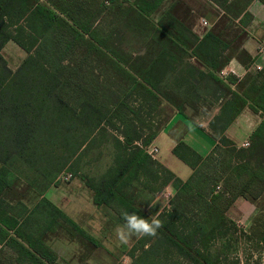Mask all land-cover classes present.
Wrapping results in <instances>:
<instances>
[{"label":"trees","instance_id":"trees-1","mask_svg":"<svg viewBox=\"0 0 264 264\" xmlns=\"http://www.w3.org/2000/svg\"><path fill=\"white\" fill-rule=\"evenodd\" d=\"M164 1L0 0V50L12 41L27 53L14 71L0 54V264H58L50 242L61 238L82 247L85 242L98 247L91 235L43 194L50 185H58L66 168L71 176L78 174L79 160L99 149L106 127L113 128L114 122L120 124L123 138L111 137L114 146L106 171L96 178L76 177L94 192V205L106 206L121 225L124 212L161 221L155 236L136 238L127 252L131 264H145L147 257L151 264H172L168 260L172 253L192 264H216L201 242L225 223L224 215L234 199H255L264 191V166H252L249 149L231 148L233 155L228 154L226 163L222 156L216 163L220 166H207L206 157V166L195 168L186 181L147 152L162 125L154 121V129H149L146 119L160 104L183 115V104L193 107L194 98L223 93L225 85L217 73L227 61L222 59L229 46L224 37L230 28L244 27L252 20L246 11L251 0H211L224 14L216 25L219 30H208L199 39L175 16L181 3L163 8ZM106 13L118 20L121 31L133 35L139 50L125 53V34L114 29L104 34L99 29V17ZM234 32L233 38L243 39L242 31ZM192 57L205 66L206 73L188 62ZM97 70L115 89L98 83L93 74ZM118 91L122 94L117 95ZM127 97L139 101L140 116L126 112ZM231 97L226 112L210 124L218 134L246 100L264 113V83L259 90L248 89L242 96L232 92ZM140 129L147 131L144 137ZM263 135L264 123L252 138L262 140ZM219 142L232 145L223 136ZM173 151L190 166L201 161L184 142ZM16 166H25V173L35 175L32 180L22 176L28 186L20 193L31 191L35 196L28 204L20 197H7L18 193ZM37 175L45 179L41 187L35 181ZM220 181L229 199L223 192L215 194ZM148 183L170 184L175 189L169 208L145 213L136 206L140 189L157 191ZM249 232L258 233L264 244V208L252 219Z\"/></svg>","mask_w":264,"mask_h":264},{"label":"crops","instance_id":"crops-1","mask_svg":"<svg viewBox=\"0 0 264 264\" xmlns=\"http://www.w3.org/2000/svg\"><path fill=\"white\" fill-rule=\"evenodd\" d=\"M176 1L181 3L180 7L185 10L186 15L183 20L176 16L177 12L175 16L199 39L208 30H219L218 27L216 28V25L223 16L224 11L214 2L211 0H166L164 1L163 8H167ZM246 11L251 15L252 20L244 27L237 25L228 30L229 33L242 31L243 39L224 37L229 46L224 50L222 59H227V61L217 73V76L222 79L225 85L223 93L211 92L209 95L201 96L198 99L194 98L193 107H190L189 104H183V115H180L175 110H171V108L172 114L150 142L149 146H153L158 150L154 159L182 181H186L192 175L195 168L204 166L206 163L204 162L203 164V161L206 157H209L207 166H220L216 163H219L217 161L221 160L222 156H224L222 160L226 163L228 162V154L232 156L235 150L241 148L249 149L248 156L250 157L252 166H264V135L261 136L263 141L261 139L256 140L258 136L255 139L252 138L257 129H260V126L264 123V113L253 108L250 99L249 101L246 100L244 107H242L220 134L217 133L218 130L212 129L210 126L212 123H217L216 118L222 116V112H226L228 109V101H232V92L242 96L243 91H248V89L251 91L259 90L264 83V0H251L246 7ZM238 19L234 21L235 24H238ZM200 20H205L207 26H201ZM7 47L15 50L18 58L16 63L12 61L13 66L10 65L9 59L3 53V50ZM0 54L6 63L8 62V68L13 71L19 67L27 56V53L12 41L4 44L0 50ZM188 62L195 69L204 73L207 72L205 66H202L196 58H188ZM256 66H260V69H256ZM230 80H233V82ZM214 120L215 122H213ZM220 136L229 140L232 145H221L219 142ZM179 142H184L194 153L200 156L201 161L195 164L188 158V161L194 164V166H190L176 156L173 150ZM231 148L235 150H231ZM178 152L182 154L181 150H178ZM0 166H2L1 163ZM65 186L66 188L62 189L58 185H50L44 191L43 197L63 211L86 233L96 239L93 236V232L87 229L89 228L87 225H90V218L92 216L85 214L87 212H82V210L76 212L73 209H75L76 204H80L78 202L79 199H84L87 205L93 208V210L88 211L89 214L99 212L105 209V206L97 207L94 205V192L80 179L74 177ZM217 186L220 189L221 181ZM263 193L264 191L258 194L255 199L238 196L229 206L228 212L232 211L230 213L237 217L240 223H250L256 215V212L253 210V204L256 203L255 201ZM7 197L14 199L20 197L26 204L33 202L35 199L34 195L32 199H29L27 193H14V195H7ZM78 219L82 221L81 223L84 224V227L86 226L85 228L80 225ZM100 221L101 223H105V217L101 216ZM99 244L98 242V247L92 249L89 256L87 255L85 259H82L77 258V254L82 251V246L78 242L68 241L65 238L50 242L52 250L57 255L58 264H74L73 262L76 260L83 261L86 264H95V253H102L101 251L105 247L104 242H101L102 247ZM61 247L66 250H61Z\"/></svg>","mask_w":264,"mask_h":264},{"label":"rangeland","instance_id":"rangeland-1","mask_svg":"<svg viewBox=\"0 0 264 264\" xmlns=\"http://www.w3.org/2000/svg\"><path fill=\"white\" fill-rule=\"evenodd\" d=\"M82 1V0H80ZM186 12L183 8H179L177 10L176 16L183 20L185 18ZM99 29L106 34L107 32H118L120 30L121 35H124V52L127 51H137L140 49V44L136 41V39L133 37V35L126 34V32L121 31V27L118 25V20L114 18L110 13H106L104 15H101L99 17ZM109 34V33H108ZM228 38L234 39L233 35L234 33L228 32ZM4 56H6L9 61L10 65L13 66V62H17L18 58L16 55L15 50H12L10 48H5L3 50ZM8 63V62H7ZM94 77L98 79V83L102 85L103 87L105 84H109L108 86L112 89H115L116 85L114 86L111 81L107 80V76L104 75V73H100L98 70L95 71ZM125 86L122 85V88ZM122 92L118 91L117 95H121ZM139 101H134L133 98L127 97V105L129 106V110L126 111L128 114L131 113H138L140 116V113L137 112V107L140 106ZM166 104H160L158 106L157 110L152 111L149 116V119L147 117L146 121H148L147 126L149 129H154V126L157 121V125H164L167 119L172 114V109ZM140 110V109H139ZM125 112V113H126ZM141 112V110H140ZM115 126L112 128V126L106 127V133L103 135L102 143L99 145V149L94 151L91 155L83 156L79 162L77 163L78 168V174L71 176L68 172L70 168H66L64 173H62L58 179V186L62 187V189L66 188V183H69L74 177L82 175L87 176L90 178H96L97 176H101L103 172L106 171L108 163H109V157L113 152V140L111 137L118 138L119 140H122L123 136L120 131V124L118 125L117 122H114ZM136 126H140L138 123H134ZM116 128V129H114ZM139 128H142L139 127ZM145 128V127H144ZM141 136L144 137L147 134V131L145 129H140ZM139 130V131H140ZM100 152V154L98 153ZM40 165V164H38ZM45 166H36V168L40 169ZM76 167V166H75ZM16 169H19V172L15 175V190H17L18 193L22 192L26 187L28 186L24 179H22V176H27L28 179L32 180L35 175L31 172L25 173V166H16ZM78 178V177H76ZM205 178V176L203 177ZM79 179V178H78ZM36 183L38 186H42L45 183V179L42 175H37ZM145 182V179L144 181ZM210 183L213 185L215 182L212 180ZM148 185L152 188H156L157 191L153 193L141 191L139 197L136 199L135 203L136 206L145 213H151L153 211H161L162 209L169 208L170 199L174 195L175 189L169 184L165 187H159L158 184H151L148 183ZM30 191V190H29ZM27 192V191H26ZM25 192V193H26ZM215 194L217 193H224V186L221 182L220 189L215 190ZM14 195V194H12ZM27 197L29 199L33 198V194L30 191L27 192ZM224 197L226 199H229V194L224 193ZM80 204H76L75 209L76 212L79 210H82V212H87L85 214H88L89 216H92L90 225H87L89 230L93 232V236L96 237V242H99V246H103L101 242H104V250H102L100 254L95 253L94 263L95 264H131L132 259L127 255V252L131 250L133 245H135L136 238L135 236L131 237L128 244L124 245L119 242V240L116 238V229L119 226H122L117 221V217L114 215V213L110 212V210L105 206L103 210L97 211L96 213H88V211L93 210V208L89 205H87L86 201L84 199H79L78 201ZM256 203L253 204V210L256 212V215H259L261 213V210L264 208V193L261 195V197L255 201ZM72 210V213H73ZM214 209L211 207L210 212H212ZM230 212L227 211L225 213V223L221 226H219L215 232L210 235L206 236V239L204 242H201L202 246L206 248L211 256L210 259L216 263V264H264V244L259 242L257 233L256 235H252L249 230L251 226V222L240 223L237 217L232 215ZM71 213V214H72ZM255 215V216H256ZM105 217V223H101L100 217ZM254 216V218H255ZM78 222L80 225H82L83 228L84 224L81 223L78 219ZM85 242V241H84ZM198 245H200L198 243ZM92 244L85 242V246L82 247V251L77 254V258L85 259V257L91 253L92 251ZM61 250L65 251L66 249H63L61 247ZM134 254L137 256V252L135 251ZM169 261H172V264H192L190 260L184 259L181 256H176L175 253H172V256ZM77 261V264H85L83 261ZM76 261L73 262L76 264ZM168 261V262H169ZM145 264H151V261L149 257H147V261H145Z\"/></svg>","mask_w":264,"mask_h":264},{"label":"clouds","instance_id":"clouds-1","mask_svg":"<svg viewBox=\"0 0 264 264\" xmlns=\"http://www.w3.org/2000/svg\"><path fill=\"white\" fill-rule=\"evenodd\" d=\"M122 215L125 223L116 229V238L124 245L128 244L133 236H155L157 230L162 227L161 221L155 216L149 221L132 213L124 212Z\"/></svg>","mask_w":264,"mask_h":264},{"label":"built area","instance_id":"built-area-1","mask_svg":"<svg viewBox=\"0 0 264 264\" xmlns=\"http://www.w3.org/2000/svg\"><path fill=\"white\" fill-rule=\"evenodd\" d=\"M200 25L201 26H207V22L205 20H200ZM256 69H260V66H256ZM147 152L154 158L156 153L158 152L157 148L153 147V146H149L147 148ZM60 179V177L58 178Z\"/></svg>","mask_w":264,"mask_h":264}]
</instances>
